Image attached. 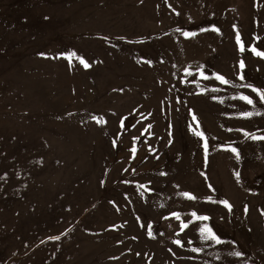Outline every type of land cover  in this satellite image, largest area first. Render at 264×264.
I'll return each instance as SVG.
<instances>
[{"label":"rangeland","instance_id":"374dc122","mask_svg":"<svg viewBox=\"0 0 264 264\" xmlns=\"http://www.w3.org/2000/svg\"><path fill=\"white\" fill-rule=\"evenodd\" d=\"M253 48L264 0H0V264H264Z\"/></svg>","mask_w":264,"mask_h":264},{"label":"snow or ice","instance_id":"6c2138e0","mask_svg":"<svg viewBox=\"0 0 264 264\" xmlns=\"http://www.w3.org/2000/svg\"><path fill=\"white\" fill-rule=\"evenodd\" d=\"M216 31H219V30L216 29ZM184 35L185 36H189V35H192V34L185 32ZM237 42L241 43L239 35H237ZM241 51H243V45L242 44H241ZM252 51L256 52L257 55H260V56L264 57V52H259L255 48H253ZM61 55H66L69 59H71L72 56H75V53H67V54L62 53ZM80 62L82 64H84L85 68L89 67L88 63L86 61H84L83 58H80ZM148 63H151V62L148 61ZM240 67H241V69L244 67L243 61L240 62ZM239 78L241 80L244 79L243 75H241ZM216 79H218L223 84L231 83L229 80L225 79L221 75H217ZM244 87L251 88L253 92H255V93H257L259 95L260 101L264 102V91H262L259 88H256L253 85H250V84H246V85H244ZM239 98L241 100H243V101H246L247 104H249V105H252L254 103V101L249 96L241 95ZM257 114H259V113H257ZM241 115L244 116V117H250L251 115H253V113H251V112H243V113H241ZM92 119L97 120L98 123H102L103 122L102 119H98L97 117H92ZM189 127L191 128V126H189ZM195 135H197L201 139H204L205 142L203 144V147H204L205 153H207L209 145L207 143V138L204 136V133L203 132H196ZM246 135H248L251 139H264V136L257 137V136H254V135L248 134V133H246ZM113 144H115V141H113ZM230 150L236 155V158L239 159L238 150L235 147H231ZM131 151L133 153H135L136 149L132 148ZM236 175H237V178H239V173H237ZM182 195L185 196L186 198L191 199V200H196L197 199L196 196H193V195H191L188 192H184V193H182ZM207 199L211 200V197H207ZM219 203L223 204L225 207L228 208L229 211H231V205L226 200L219 201ZM171 215L173 217H175L177 220L181 219L180 214L177 213V212H173ZM191 216L195 217L197 221H208L210 219L207 215H198L196 212H192ZM180 226H181L182 229L188 227V225L186 223H184V222H182ZM199 233H200V239L202 241H205V242L214 241L216 244H221L222 243L221 238L216 234V232L213 230V228L211 226H209L208 224H204L202 227H200L199 228ZM149 234L151 235V233H149ZM50 239L58 240L59 236L50 237ZM175 243L178 246H181V247L183 246V241L182 240L178 239V240L175 241ZM192 250L194 252L202 251L201 248H193ZM230 255L240 256V255H242V253L237 251V252L230 253Z\"/></svg>","mask_w":264,"mask_h":264}]
</instances>
